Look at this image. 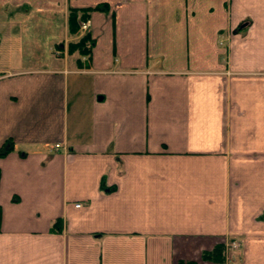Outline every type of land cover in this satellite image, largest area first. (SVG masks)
<instances>
[{"label":"crops","instance_id":"1","mask_svg":"<svg viewBox=\"0 0 264 264\" xmlns=\"http://www.w3.org/2000/svg\"><path fill=\"white\" fill-rule=\"evenodd\" d=\"M49 2L1 39L0 264H264V0Z\"/></svg>","mask_w":264,"mask_h":264},{"label":"rangeland","instance_id":"2","mask_svg":"<svg viewBox=\"0 0 264 264\" xmlns=\"http://www.w3.org/2000/svg\"><path fill=\"white\" fill-rule=\"evenodd\" d=\"M49 7V0H0V56L11 53L9 46L2 44L1 40L2 38L5 39V36L10 32L11 35L22 39L19 51L23 52L25 50L24 52H27V54H32V51L36 48L34 42H38L39 39L52 37L56 30L54 29V23H52L54 19L49 12ZM10 12L13 15H10ZM67 17L68 11H65L64 23L66 32L62 43L63 50H59L60 48L56 50L57 56L61 55L60 51H63L65 56H68V43L71 39L67 34ZM80 36L82 34L79 32L78 38ZM42 52L44 53V51ZM37 58L40 59L41 57ZM224 257H226V253Z\"/></svg>","mask_w":264,"mask_h":264},{"label":"trees","instance_id":"3","mask_svg":"<svg viewBox=\"0 0 264 264\" xmlns=\"http://www.w3.org/2000/svg\"><path fill=\"white\" fill-rule=\"evenodd\" d=\"M98 9H105L102 6ZM96 9V8H95ZM89 10H76L69 9L67 17V34L71 39L68 43L67 53L68 55H74L78 57H88L91 52V39L88 32L78 37L79 22L86 20ZM10 142L5 143L0 149V156H4L12 149ZM53 230H60L59 223H55L52 227ZM201 260L207 264H223L224 263V247L222 245H216L211 251L203 252Z\"/></svg>","mask_w":264,"mask_h":264},{"label":"built area","instance_id":"4","mask_svg":"<svg viewBox=\"0 0 264 264\" xmlns=\"http://www.w3.org/2000/svg\"><path fill=\"white\" fill-rule=\"evenodd\" d=\"M89 26H90V22H89L88 19H87V20H83V21H81V22L79 23V30H80V32H81V33L86 32V31L88 30ZM59 146H60L59 144H56V145H55V148L58 149ZM79 206H80V204H77V205H76V207H79ZM237 246H238V245H237L235 242H232V243H230L229 248H230L231 250H235V249L237 248Z\"/></svg>","mask_w":264,"mask_h":264}]
</instances>
